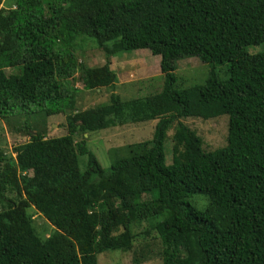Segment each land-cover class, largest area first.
Masks as SVG:
<instances>
[{
    "label": "trees",
    "instance_id": "16d2710c",
    "mask_svg": "<svg viewBox=\"0 0 264 264\" xmlns=\"http://www.w3.org/2000/svg\"><path fill=\"white\" fill-rule=\"evenodd\" d=\"M85 41L104 65L78 62ZM259 45L264 0H0V120L28 138L0 150V264H97L139 238L158 241L161 264H264V52L247 50ZM139 50L159 57L160 92L76 109L77 72L84 90L114 88L110 58ZM183 58L207 65L202 84L176 85ZM56 115L65 134L49 138ZM221 116L213 150L181 122ZM148 121L151 140L107 171L87 147L88 133Z\"/></svg>",
    "mask_w": 264,
    "mask_h": 264
},
{
    "label": "rangeland",
    "instance_id": "374dc122",
    "mask_svg": "<svg viewBox=\"0 0 264 264\" xmlns=\"http://www.w3.org/2000/svg\"><path fill=\"white\" fill-rule=\"evenodd\" d=\"M6 6V4H5ZM248 52L255 54L264 52V45L249 47ZM76 58L83 66L89 68L100 67L105 64V54L92 42L85 41L78 44ZM110 69L116 74L117 82L114 88H106L100 91L84 90L79 79V73L75 74L73 85L79 90L75 96L77 110H84L107 102L111 93L122 100L144 98L147 95L158 93L162 90L163 77L159 69V57L151 55L149 51L139 50L123 53L110 58ZM175 75L176 85L189 87L202 84L208 75L207 65L197 58H183L176 61ZM220 71V69H217ZM65 122V117L56 115L47 120V136L49 138L62 136L65 131L60 127ZM190 129L194 130L203 141V149L213 150L225 143L227 133V116H221L214 120H201L186 118L181 120ZM157 121L126 124L123 127H113L102 131L91 132L84 135L87 147L94 154L98 163L104 170H109L112 162L127 155L130 145L151 140ZM172 132H169V136ZM81 137L77 136L76 141ZM27 137L14 134L10 128L0 120V150L9 153L12 148L27 141ZM166 164L171 163L169 142L164 143ZM86 157H79V169L84 171ZM198 197L190 200L195 202ZM202 201V200H200ZM38 231L46 230L45 221L38 214H32ZM147 223L134 225L132 231L142 234L148 229ZM160 245L158 241H147L139 238L126 251H108L97 256V264H161Z\"/></svg>",
    "mask_w": 264,
    "mask_h": 264
}]
</instances>
